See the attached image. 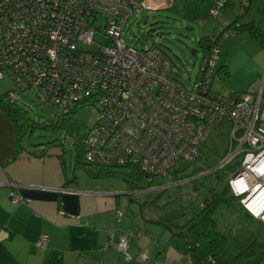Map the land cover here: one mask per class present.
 <instances>
[{"label":"built area","instance_id":"2783aa9c","mask_svg":"<svg viewBox=\"0 0 264 264\" xmlns=\"http://www.w3.org/2000/svg\"><path fill=\"white\" fill-rule=\"evenodd\" d=\"M229 1L216 0L208 18ZM151 8L146 0H0V80L14 84L9 101L31 90L41 103L52 104L56 117L92 106L97 119L82 143L84 159L137 166L150 182L193 163L203 140L227 119L232 130L215 169L237 159L226 194L264 227V74L253 93L212 88L220 77L216 62L222 40L235 34L231 28L213 35L215 43L203 52L196 78L184 86L172 78V64L160 48L122 42L128 19ZM96 31L104 44L94 40ZM10 198L18 200L14 192ZM180 199L188 212L206 203H193L183 193ZM127 239L123 235L116 243L124 253ZM36 245L47 247V235ZM138 255L147 257L144 250Z\"/></svg>","mask_w":264,"mask_h":264},{"label":"rangeland","instance_id":"374dc122","mask_svg":"<svg viewBox=\"0 0 264 264\" xmlns=\"http://www.w3.org/2000/svg\"><path fill=\"white\" fill-rule=\"evenodd\" d=\"M211 1L212 7L216 0ZM247 1L250 8L244 7L240 0H230L229 5L226 4L218 9L217 14L211 18L207 16L211 7L209 10L199 11L204 15L195 16L197 14L196 7L207 2L203 0H176L175 7L170 10L143 9L128 19L121 39L124 44L138 48L151 45L160 48L172 64V78L188 87L199 71V62L204 51L198 41L202 36L217 34L233 20L241 21L243 24L255 20L260 30L262 27L264 29V0ZM230 33H224L222 36ZM250 37L249 31L240 28L236 29L234 35H228L223 39L216 67L221 69L219 70L221 75L224 66L227 76L223 79L220 76L213 82L212 88L215 91L224 92L229 89L238 93L247 91L253 93L259 89L264 74V46L259 39ZM93 38L95 41L105 43V37L98 31L95 32ZM79 46L83 48L82 45ZM12 89H14L13 82L6 78L0 80V94ZM14 104L22 108L32 121L47 125L58 121L52 104L41 103L31 90L19 91L18 98L14 99ZM96 119V110L90 105H84L65 120L60 130L35 129L31 137L26 135L23 142L34 148L35 144L53 139L63 141L69 170H75L83 188L107 190V192L116 194L110 196V198L117 199V203L114 205L115 209L111 210L112 219L114 218L113 221L119 222L122 227L127 226L128 228L124 230L130 232L135 239L138 237L136 228H139L138 226L142 225L145 220L161 222L171 220L176 225L183 224L192 215L181 207V194L188 195L190 201L195 203L198 200L207 199L212 188L214 193L225 198L219 202L212 214L216 231L226 236L225 242L217 254V259L226 263L251 240H264V227L256 220L248 218L236 200H229V194L224 193L225 196L223 195V192H226L228 178L237 168V159H233L222 169H215L227 150L232 130L227 119L220 121L203 140L200 145V153L193 163L183 164L180 170L171 175H157L151 182L147 177H143L141 181L137 180L134 185L119 176L89 178L82 168L73 169L74 155L78 151V147H82L83 140L89 129L95 124ZM67 136L69 139L66 141ZM181 181L183 182L181 183ZM160 183L167 187L164 189L152 188ZM131 187L142 190L134 194H126L128 190L132 189ZM117 211H120V217H117ZM160 230L162 234L155 235V237L164 235L171 239L175 238L168 235L164 226H161ZM180 240L176 238L174 243ZM194 242L197 255L203 256L202 259H208V262L203 264H211L203 246L196 240ZM121 252L125 254L123 251ZM182 252V260L178 262L190 264L189 253L184 249ZM150 256L147 258L148 260L150 258L149 262H156L153 254ZM260 264H264V256Z\"/></svg>","mask_w":264,"mask_h":264},{"label":"crops","instance_id":"0c3cea01","mask_svg":"<svg viewBox=\"0 0 264 264\" xmlns=\"http://www.w3.org/2000/svg\"><path fill=\"white\" fill-rule=\"evenodd\" d=\"M146 1L153 10H170L176 4V0ZM203 1L207 2L196 7L195 16L204 15L199 11L211 7V0ZM261 30L264 35L263 27ZM25 137L15 152L19 142L15 124L0 109V264H184L178 262L186 250L183 240L174 243L176 238L155 237L162 231L154 220H145L136 228L137 239L124 230L127 226L113 221L111 210L117 199L110 196L116 194L83 188L75 170L67 167L63 141L56 139L42 155L43 144L50 141L32 148L24 144ZM73 169H77L74 158ZM140 190L130 189L126 194ZM11 192L18 196L15 203ZM43 234L48 245L40 248L36 243ZM123 235L128 236L125 254L116 246ZM140 250L145 251L146 258L138 255ZM149 252L156 262H149ZM189 261L196 264L190 255Z\"/></svg>","mask_w":264,"mask_h":264},{"label":"trees","instance_id":"16d2710c","mask_svg":"<svg viewBox=\"0 0 264 264\" xmlns=\"http://www.w3.org/2000/svg\"><path fill=\"white\" fill-rule=\"evenodd\" d=\"M240 1H242L241 4L244 7L249 8V2L247 0ZM229 4L230 3H228V5ZM231 28H235V32L236 29L240 28L248 29L251 38L254 37L256 40L259 39L261 44L264 42V35L262 31L252 20L244 24H240L239 21L233 20L231 23L224 26L220 32L226 31L227 29ZM212 38L213 36H202L199 39L198 43L200 44L204 52H207L213 47L215 40H213ZM219 70L221 69H217L218 73L220 72ZM220 76L222 79L227 76V70L224 66L222 68V74ZM78 108L80 107H76L70 112L63 114L60 117H56L58 120L56 123H51L49 125L40 124L38 122L32 121L22 108L15 105L14 102L9 101L7 92L0 94V109L5 112V114L11 121H13L16 127L17 141L19 140V142L17 143L15 152L18 151V146H21L20 142L24 136L28 135L29 137H31L32 132L35 129H56V131L60 130L64 125L65 120L69 118V116L72 115ZM56 141L57 140L55 139L46 144H43L44 146L41 149L42 155H44L45 152H47V150H49V148L53 146L54 143H56ZM83 151V147L78 148V151L74 156V168H82L90 178L115 175L134 185L136 184L137 180L141 181L143 177H146L145 174L142 173V171H140L138 167L134 165L104 166L91 164L84 159ZM131 188L134 189L135 187ZM224 193L226 192H223V195ZM207 197V199H205V206L203 208L195 207L193 212H188L186 210L187 207L183 205L181 206L184 211L192 215L181 225H176L172 223L171 220L163 222L158 220L154 221L161 226H164L169 232L170 236L183 240L186 251L189 253L192 260L196 262V264L206 263L208 262V259H202L203 257L201 258L197 256L194 240L199 242L206 250L211 264H259L262 260V257L264 256V240L258 239L251 240L247 246H245L230 261L226 263L220 262L217 259V254H219V250L224 244L226 236L216 231L212 214L214 213L219 202L225 200V198L223 196H220L219 194L214 193L212 188L209 191V196ZM229 200L232 199L229 198Z\"/></svg>","mask_w":264,"mask_h":264},{"label":"bare ground","instance_id":"6f19581e","mask_svg":"<svg viewBox=\"0 0 264 264\" xmlns=\"http://www.w3.org/2000/svg\"><path fill=\"white\" fill-rule=\"evenodd\" d=\"M223 41V40H222ZM182 205V204H181ZM186 209V208H185Z\"/></svg>","mask_w":264,"mask_h":264}]
</instances>
